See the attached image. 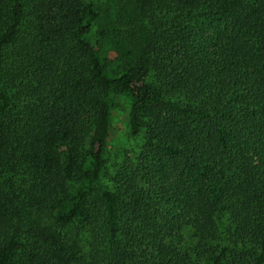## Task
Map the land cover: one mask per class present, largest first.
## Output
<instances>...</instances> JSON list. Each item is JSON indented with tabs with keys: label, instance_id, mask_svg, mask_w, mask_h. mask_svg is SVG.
Returning <instances> with one entry per match:
<instances>
[{
	"label": "trees",
	"instance_id": "obj_1",
	"mask_svg": "<svg viewBox=\"0 0 264 264\" xmlns=\"http://www.w3.org/2000/svg\"><path fill=\"white\" fill-rule=\"evenodd\" d=\"M0 264H264V0H0Z\"/></svg>",
	"mask_w": 264,
	"mask_h": 264
},
{
	"label": "rangeland",
	"instance_id": "obj_2",
	"mask_svg": "<svg viewBox=\"0 0 264 264\" xmlns=\"http://www.w3.org/2000/svg\"><path fill=\"white\" fill-rule=\"evenodd\" d=\"M129 110L130 100L127 97L113 95L111 132L108 142L113 161L132 158L142 145L141 138L131 137L128 122Z\"/></svg>",
	"mask_w": 264,
	"mask_h": 264
}]
</instances>
